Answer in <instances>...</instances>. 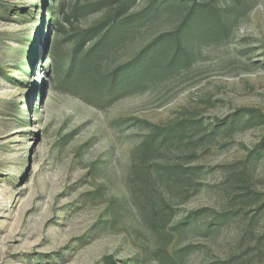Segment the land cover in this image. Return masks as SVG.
Segmentation results:
<instances>
[{
	"label": "rangeland",
	"instance_id": "1",
	"mask_svg": "<svg viewBox=\"0 0 264 264\" xmlns=\"http://www.w3.org/2000/svg\"><path fill=\"white\" fill-rule=\"evenodd\" d=\"M188 2L0 0V264H264V0Z\"/></svg>",
	"mask_w": 264,
	"mask_h": 264
},
{
	"label": "trees",
	"instance_id": "2",
	"mask_svg": "<svg viewBox=\"0 0 264 264\" xmlns=\"http://www.w3.org/2000/svg\"><path fill=\"white\" fill-rule=\"evenodd\" d=\"M128 2H135V0H128ZM132 4V3H130ZM199 4V3H198ZM197 3L190 4L188 0H150V7L146 11V13L143 14V16L136 20L134 23H139L140 21L144 22H151L153 20L157 19H173L174 20V26L176 32H174L172 35L174 36H180L186 28H189L190 31L188 34H186L185 39L186 41H191V39L195 36V29L197 26H202L205 17L210 15L209 11L202 10V8ZM131 26V25H130ZM121 26H117V30L110 36V39H116L118 36H114L116 34H119L124 31L120 28ZM194 30H193V29ZM138 29V24H135L131 31H136ZM177 38V37H175ZM178 39V38H177ZM172 41L171 39L164 40V43H168ZM161 42V43H163ZM157 58V51L152 49H148L143 51L140 56L135 60L133 63L132 69L135 70V72L139 74H150L154 75V65L156 64ZM161 59V58H160ZM153 67V68H151ZM12 178V177H11ZM9 178V179H11ZM200 212H194L193 214L188 217L189 221L187 224L186 222H182V225L189 226L193 223L194 219L196 218V215H198ZM194 216V218H192ZM102 223H105L102 222ZM102 229H105V227H102Z\"/></svg>",
	"mask_w": 264,
	"mask_h": 264
}]
</instances>
